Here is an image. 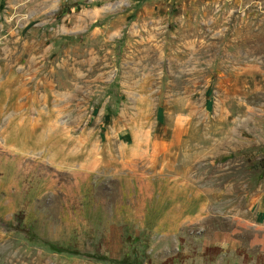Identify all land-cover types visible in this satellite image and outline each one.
I'll list each match as a JSON object with an SVG mask.
<instances>
[{"label": "rangeland", "instance_id": "1", "mask_svg": "<svg viewBox=\"0 0 264 264\" xmlns=\"http://www.w3.org/2000/svg\"><path fill=\"white\" fill-rule=\"evenodd\" d=\"M0 264H264V0H0Z\"/></svg>", "mask_w": 264, "mask_h": 264}, {"label": "trees", "instance_id": "2", "mask_svg": "<svg viewBox=\"0 0 264 264\" xmlns=\"http://www.w3.org/2000/svg\"><path fill=\"white\" fill-rule=\"evenodd\" d=\"M52 248L55 249L56 251H60L59 247H54V246H52ZM115 262H117V263H121V261H115Z\"/></svg>", "mask_w": 264, "mask_h": 264}]
</instances>
